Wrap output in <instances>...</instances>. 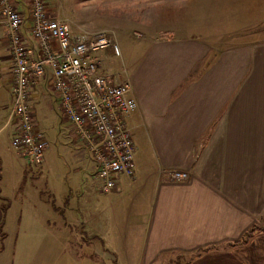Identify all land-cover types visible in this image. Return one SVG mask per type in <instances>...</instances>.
Returning <instances> with one entry per match:
<instances>
[{
    "label": "crops",
    "instance_id": "1",
    "mask_svg": "<svg viewBox=\"0 0 264 264\" xmlns=\"http://www.w3.org/2000/svg\"><path fill=\"white\" fill-rule=\"evenodd\" d=\"M239 1L252 8L262 2L122 0L140 9L134 19L119 21L134 24L128 45L122 44L124 37L131 38L128 32L84 30L83 24L69 21L75 34L107 32L119 45L120 56L111 48L97 55L101 71L114 82L128 81L138 104L127 117L136 144V175L121 177L111 195L100 192L93 179L95 164L68 127L72 145L65 151L88 174L84 196L65 198L62 206L79 230V240L85 239L81 257L86 261L264 264V14L259 22L244 24L252 32L241 42L222 48L213 42L222 38V32L201 33L194 28L196 9H232ZM47 3L57 15L59 8L53 11L55 5ZM16 5L27 11L24 0H16ZM157 5H165L164 11L169 6L186 10L178 8L179 22L173 26L162 20L167 13H155ZM161 20L162 27L146 26ZM205 20L215 22L207 15ZM8 43L4 27L0 35V254L10 237L8 218L30 164L11 145L17 128L10 121L13 62ZM30 103L45 138L47 132L38 119L46 108L66 120L49 82L33 87ZM175 170L188 172L189 179L174 181ZM81 182L74 178V184L81 186ZM254 227L259 230L242 243Z\"/></svg>",
    "mask_w": 264,
    "mask_h": 264
},
{
    "label": "built area",
    "instance_id": "2",
    "mask_svg": "<svg viewBox=\"0 0 264 264\" xmlns=\"http://www.w3.org/2000/svg\"><path fill=\"white\" fill-rule=\"evenodd\" d=\"M24 7L27 11L16 0H0L13 62L10 121L17 132L11 145L30 164L42 165L48 141L30 101L33 87L49 82L63 118L95 164L93 179L100 192L111 195L121 177L136 175V144L127 117L138 104L131 84L103 74L97 58L110 48L120 56V47L107 32L75 34L67 19L50 11L47 0H24ZM171 174L174 181L189 179L185 171Z\"/></svg>",
    "mask_w": 264,
    "mask_h": 264
},
{
    "label": "rangeland",
    "instance_id": "3",
    "mask_svg": "<svg viewBox=\"0 0 264 264\" xmlns=\"http://www.w3.org/2000/svg\"><path fill=\"white\" fill-rule=\"evenodd\" d=\"M50 1L56 7L54 10L52 8L53 11L59 8L60 17L68 18L67 20L72 24H83L84 30L115 29L120 34L128 32L130 35H127L131 36L129 39L124 37L122 44L128 45L133 40V31L130 29L134 24H122L119 21L130 16L134 19L135 15L140 14V9L120 3L122 0ZM163 7L166 6L157 5L155 13H167L168 17L162 20L170 21L173 26L178 24L181 10H186L181 6H178L181 10L175 6H169L168 10L164 11ZM150 14L149 16L152 17L155 15L153 12ZM263 14L264 0L255 8L243 7L239 1L232 9H196L197 26L194 25V28H198L201 33L205 31L209 34L222 32V38L213 41L217 48H222L241 42L244 36L252 32V30H246L247 26L244 24L258 21ZM206 15L212 17L215 22H206ZM162 20L146 26L162 27ZM0 33L3 37L4 27L1 21ZM120 46L124 48L121 44ZM7 48L9 51V43ZM120 68H117V71ZM38 121L42 129L47 132L49 151L47 149L45 152L42 165L37 167L28 164L26 168L28 171L24 172L25 182L19 186L22 190L18 188L20 193L16 197L17 204L12 211L13 216L11 214L8 218L12 223L10 237L5 240V251L0 254V264H95L81 257L87 244L83 245L85 239L79 240L80 232L71 222L65 206H62L69 197L77 200L84 196L86 188L83 181L88 174L82 169L84 166L76 165L71 155L65 151V146L72 145L69 123L58 118L49 108L40 114ZM77 148L88 158L87 152L82 147ZM77 169L78 173L75 174ZM75 177H79L82 181L81 186L74 184ZM9 201L6 207L9 206Z\"/></svg>",
    "mask_w": 264,
    "mask_h": 264
},
{
    "label": "trees",
    "instance_id": "4",
    "mask_svg": "<svg viewBox=\"0 0 264 264\" xmlns=\"http://www.w3.org/2000/svg\"><path fill=\"white\" fill-rule=\"evenodd\" d=\"M258 230L259 228L257 227H254L252 230H250L243 239L242 243H246Z\"/></svg>",
    "mask_w": 264,
    "mask_h": 264
}]
</instances>
